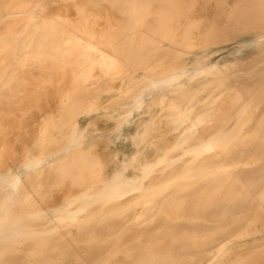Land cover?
Wrapping results in <instances>:
<instances>
[{
    "label": "bare ground",
    "instance_id": "1",
    "mask_svg": "<svg viewBox=\"0 0 264 264\" xmlns=\"http://www.w3.org/2000/svg\"><path fill=\"white\" fill-rule=\"evenodd\" d=\"M14 24L22 26L9 30ZM218 30L227 37L204 45ZM6 55L0 64L1 71L6 68L0 79V116L8 114L6 124L0 123V264H93L100 248L89 247L90 236L113 229L119 212L91 219H84V213L91 217L95 209L111 210L110 202L127 194L122 183L136 180L124 178L133 169H121L122 162L148 164L138 158L146 157L151 147V155H179L188 143L206 159H223L212 160L207 169H200L202 164L182 169L183 160L173 168L167 163L151 167L152 182L191 185L154 192L142 188L136 195L157 199L170 190L181 193L187 199L183 205L204 217L190 218L188 224L177 217L181 223L166 225L140 216L134 225L126 222L131 233L124 235L123 225L120 235L161 238L174 247L154 251L164 253L162 257L141 250L139 258H113V252L112 259L106 258L142 264H264V0H0V60ZM214 79L223 83L214 87L222 91L208 97L204 90ZM152 98L157 106H150ZM230 99H246L250 105L233 120L237 126L226 132L224 113L238 109L224 104ZM186 100L184 108L169 106ZM28 110H35L36 116L16 120ZM140 117L147 120L140 122ZM151 117L158 120H148ZM58 118L66 122L64 128L60 124V138ZM154 126L169 133L164 129L168 127L175 135L172 146L163 148L165 140L160 147L149 142L159 138L149 134ZM74 161L89 173L80 180L98 184L96 196L103 202L95 207L72 200L76 208H60L76 193ZM171 171L175 175L166 180ZM247 179L254 180L251 186ZM161 204L167 202H145L148 209ZM60 213L81 214L68 219ZM140 230L147 234L132 232ZM196 231L198 237L205 236L200 238L204 243L197 242ZM184 254L196 256L184 263Z\"/></svg>",
    "mask_w": 264,
    "mask_h": 264
},
{
    "label": "rangeland",
    "instance_id": "2",
    "mask_svg": "<svg viewBox=\"0 0 264 264\" xmlns=\"http://www.w3.org/2000/svg\"><path fill=\"white\" fill-rule=\"evenodd\" d=\"M13 26H14V28H15V30H16V28H17V26L20 28V26H22V25H17V24H14V25H12L11 27H9V30H11L12 28H13ZM11 28V29H10ZM13 28V29H14ZM244 29V28H243ZM245 29H247V28H245ZM244 29V30H245ZM220 30H218L217 31V34L215 35V37L214 38H212V37H210V39H209V37H208V42L207 43H204V45H210V44H215V43H217V41L220 39L221 40V37H223V36H226L227 37V33L226 32H220ZM215 33H216V30H215ZM226 34V35H225ZM218 36V37H217ZM221 36V37H220ZM225 37V38H226ZM219 38V39H218ZM225 38H223V39H225ZM214 39V41H212ZM12 40H13V42H15L16 43V39H15V37H13L12 38ZM219 40V41H220ZM211 42V43H210ZM6 57H8L7 55L6 56H3V59H1L0 60V64L1 63H4V62H6ZM135 58H136V56H134ZM135 58H133L132 60L134 61L135 60ZM5 59V60H4ZM5 68V67H4ZM6 68H5V70L4 69H2V71L0 70V79H3V77H5V75H6ZM243 72H244V69H243ZM242 72V73H243ZM246 72H244L243 74H245ZM246 75H247V73H246ZM214 83L213 84H211V86H208V87H204L205 88V92H206V96H211V95H216L215 93L217 92V95H220V93L219 92H221L220 91V89L218 90L217 88H214V87H218L219 88V86H221V84H223V83H221V82H218V79H214V80H212ZM216 81V82H215ZM264 81H262V83H263ZM214 85V86H213ZM213 86V87H212ZM211 87L214 89H211ZM221 88V87H220ZM217 89V90H216ZM207 90H209V92L207 91ZM226 90H229V89H226ZM219 93V94H218ZM250 97V93H249V96L247 97V98H249ZM240 98L242 99V96L240 95ZM241 99H238L237 101L239 102V103H237V101L235 100L234 101V103H233V100L232 99H230L228 102L227 101H225L226 103H224V104H227V105H236V107L238 108V109H231V112H225L224 113V116L225 117H222L223 118V120H226V121H224L223 123V126L222 127H226V129H225V131L226 132H228L229 130H231V129H234L236 126H237V122L236 121H233V120H236L237 119V117H239L240 116V114H242V113H244L245 112V110L248 108V106L250 105V101L249 100H247V101H241ZM231 100H232V102H231ZM240 100V101H239ZM156 100L154 99V98H152L151 99V101H150V106H157V102H155ZM215 101H213L212 103H210V104H213ZM218 103V102H217ZM160 105L162 104V103H159ZM174 106H173V105ZM185 104V105H184ZM187 104H189V102L186 100V101H177V102H175V101H173L172 103H170L169 104V106L171 107V106H173L174 108H176V109H181V108H184V107H186L187 106ZM184 107H183V106ZM235 105L233 106V108H236L235 107ZM241 105V106H240ZM178 107V108H177ZM43 109V108H42ZM41 109V110H42ZM44 109H47V108H44ZM43 109V110H44ZM187 109V108H186ZM40 110V111H41ZM35 110H28L27 112L26 111H22V113H20L21 115H17V117H19V119L17 118L16 120H20V118L21 119H23V117H25L24 115L26 114V117H32V114H35V116H36V112H34ZM44 111H46V110H44ZM227 113V114H226ZM229 113V114H228ZM15 114H16V112H15ZM23 114V115H22ZM235 114H236V116H235ZM30 115V116H29ZM231 115V116H230ZM235 116V117H234ZM2 117H4V118H2ZM7 117V118H6ZM228 117V118H227ZM0 123H5L6 124V122L8 121V114L7 113H4V114H1V116H0ZM57 118V117H56ZM222 118H221V122H222ZM226 118V119H225ZM140 119H141V121H143V120H147V119H144V118H139V121H140ZM158 120V118H148V120H151V121H153V120ZM58 120L60 121V122H58ZM58 120H56L57 122H58V125H60L61 124V122L63 123V124H61L62 125V127L64 128L65 126H64V122H63V120H60L59 118H58ZM6 121V122H5ZM137 121H138V118H137ZM140 121V122H141ZM232 121H233V123H232ZM66 123V122H65ZM8 124H9V122H8ZM229 124H231V125H229ZM61 125L59 126L60 128H58L59 129V135H58V138H60V136L62 137V131H63V128L61 127ZM227 125H229V126H227ZM32 126V128L34 127V125H31ZM31 126H29V128H31ZM151 126V125H150ZM229 127V128H228ZM28 128V127H27ZM31 128V129H32ZM62 128V130L60 131V129ZM157 132V133H155V131ZM164 129H166L167 131H169V133L168 132H165V131H158L157 130V127L156 126H154V127H152V130L150 131L151 133H149L150 135H152L153 136V134H154V137H156V138H158V139H156V142L153 140V141H149V142H152V144L153 143H156L157 145H159V147H160V144H162L163 142L162 141H164L165 140V144L163 143L161 146L164 148H168L173 142V140H174V138L173 137H175V135L173 134V133H171V131L168 129V127L166 126V127H164ZM171 133V134H170ZM169 134V135H168ZM173 134V135H172ZM156 135V136H155ZM159 135V136H158ZM164 135V136H163ZM168 135V136H167ZM162 136V137H161ZM165 136H167V138L166 139H164V137ZM230 136V135H229ZM161 137V138H160ZM169 137V138H168ZM173 138V139H172ZM159 140V141H158ZM167 140H169V141H167ZM171 141V142H170ZM159 142H162V143H159ZM168 144H167V143ZM145 143V142H144ZM146 143H148V142H146ZM164 145H166V146H168V147H166V146H164ZM172 146V145H171ZM161 147V148H162ZM194 147H192V145L191 144H189L188 143V147L184 150V151H182V153L181 152H179V155H178V152H174L175 153V155H174V153H172V154H170V152H168V153H165V152H161V153H156V155L153 153L152 155L149 153V151H151V149H152V147L150 148V150H148L146 153H144L145 155H146V157L148 158H146L144 155H142V157L143 158H141V155H139V157H140V159L138 158V160L139 161H142V159H144V160H148V164L146 163V164H140V165H129V166H127L126 165V163L124 162H122V164H121V166H122V168L121 169H126L127 171H130L131 169H133L131 172H130V175H129V173H124V178L126 179H128V178H131V179H133V178H135V180L136 181H134L133 183H127L128 185H126L125 186V183H122V186H124L125 188H124V191L127 193L124 197H121V198H119V199H117V200H113V201H111L110 202V209L112 210H109L108 209V211H103V209L102 208H99V209H95L94 211H91V217H90V213L88 214V212H86V213H84V215H85V217H84V219H91V218H98V217H108L107 216V214H109V217H112L111 215L113 214V216H116L115 214H117L118 212H119V214L116 216V217H113V218H117L118 217V223L117 222H115V224H114V222L112 223V224H114V228L113 229H110L111 227H109V229H104V230H99V231H95V232H93V235L92 236H90L91 237V241L93 242V241H95V242H90L91 244H89V247L90 248H93V249H95V248H100L99 250V254L100 255H104L105 254V256H102V259H101V256L97 253L96 255H98V256H93V261L95 262H93V264H96L97 262H99L100 264H102V263H104V264H106V262L110 259V256H111V259H112V256H113V253H114V257L113 258H115V257H128V258H139L140 256H141V254L139 255V253H140V251L141 250H148V251H150L151 252V255L153 254V256L154 257H162V256H164V253H155L154 254V251L156 252V251H167V250H170V249H172L174 246L173 245H167V243H165L161 238H148L147 236L146 237H137V238H133V239H129V238H127L126 239V237L125 236H123V235H120L121 233V231H122V229H124V226L123 225H125V229L123 230V231H125L124 232V235L126 234V233H128V232H130L129 230H127L126 231V229L128 228V223H132V225H134V224H136V222L138 223V221H140L139 219H142L144 216V218L143 219H149L150 218V216H151V220H155L156 222H157V224H159V223H161V224H166V225H171V224H173V222H174V224H176V223H178L179 221V219L181 220V222L182 223H184V224H188V223H191L194 219H196V217L197 218H203L204 216H203V213L202 212H198L197 211V214L196 213H192L190 210L192 209L191 207H185L186 205L184 204L183 205V203H185L184 201L185 200H187L186 199V197H185V195L184 194H179V193H176V192H172L171 190L169 191V192H171V194H173V195H175V197H173V195H169L170 193L169 192H167V193H164L163 195H161V196H157V199L156 198H146V197H144V196H137L138 195V193H140V192H142V188H144V190L143 191H146V192H151V191H159V190H161V188H167V187H177L178 186V188H183V187H189V185H191V184H189V183H187V184H185V183H183L182 182V184H181V182H179V183H171V182H166V181H160V182H157V181H151V180H149V179H152L153 178V176H154V174H153V172L151 171V167L152 168H154V166H155V169H157L158 167L160 168H162V166L165 164V163H167V164H169L172 168L173 167H175L176 166V164H179V162H180V164H182L183 162L185 163V164H183V166H179V167H183L182 169H186V168H190V166H192L193 168L194 167H200L201 166V164H202V167H200V169H207V168H211L212 167V165H214L213 163H215L214 161H216V160H221V159H223V157H216L215 158V156H213V157H210V158H207L208 160L210 159V162L208 163L207 162V159H206V157H203L204 155L203 154H201V153H203V152H201L200 150H195V149H193ZM177 153V154H176ZM148 154V155H147ZM170 154V155H169ZM194 154H200V155H198V156H196V157H192ZM149 155H151V157L149 156ZM191 156V157H190ZM138 157V156H137ZM171 157V158H170ZM188 157H190V158H188ZM168 158V159H167ZM186 158V159H185ZM205 158V159H204ZM221 158V159H220ZM225 158V157H224ZM187 159H189L188 161H187ZM204 159V160H203ZM182 160H183V162H182ZM212 160H213V163H212ZM196 161V162H195ZM79 162V161H78ZM205 164H204V163ZM208 164H207V163ZM195 163V164H194ZM198 163V164H197ZM200 163V164H199ZM207 164V165H206ZM75 165V166H74ZM174 165V166H173ZM198 165V166H197ZM72 166H74V170H72L73 172H75V173H73V175L72 176H76V175H74V174H77V176L74 178V180H76L77 181V183H76V186L75 187H77L76 188V190H74L76 193H74L75 195H73V196H71V198L68 200V203H65V204H62V205H60V208L61 209H65V210H70V209H73V207H77L75 204H70L71 202H72V200H74V201H76V202H82V201H84V202H88V203H92V204H89V205H87V207H89V206H93V207H95L96 206V204L97 203H101V202H103L101 199H99L97 196H96V194H97V191H98V184H95V183H93L92 181H83V180H80V179H82V178H84V177H87L88 175H89V173L86 171V173H85V171L84 170H82L81 171V169L82 168H80V167H76V164H75V161L73 162V164H72ZM97 166H99V165H97ZM209 166H211V167H209ZM77 170V171H76ZM78 170H79V172H78ZM79 174H80V176H79ZM82 174V175H81ZM153 174V175H152ZM149 175H152V176H150L149 177ZM165 176L163 177L164 178V180H165V178H166V176H167V174H164ZM171 175V178L175 175L174 174V171H171L170 173H169V175L167 176V179L166 180H168V178H169V176ZM81 177V178H80ZM145 179V180H144ZM144 180V181H143ZM148 180V181H147ZM221 180V179H220ZM220 180H218V181H215V182H220ZM247 180H248V182H250V183H248L247 182ZM247 180H245V183H247V185L249 186H251V181L253 180H251L250 181V179H247ZM75 181V182H76ZM79 181H81L80 183H79ZM146 181H147V183H146ZM254 181V180H253ZM83 182V183H82ZM152 182V183H151ZM144 183H146V184H144ZM255 183V182H254ZM88 185V186H86V185ZM148 184H150V185H148ZM152 184H154V185H152ZM156 184V185H155ZM181 184V185H180ZM197 183H192V185H196ZM253 184V183H252ZM144 185H146V186H144ZM177 185V186H176ZM183 185V186H182ZM74 187V188H75ZM82 188V189H81ZM148 189V190H147ZM78 191V192H77ZM86 191H89L88 192V196H85L84 195V193L86 192ZM166 191H168V190H166ZM136 193H137V195H136ZM169 193V194H168ZM175 193V194H174ZM133 195H135L134 197H133ZM178 195V196H177ZM181 195H182V202H181ZM171 196V197H170ZM212 196V195H211ZM210 196V197H211ZM87 197V198H86ZM129 197H133L132 198V200H131V198H129ZM160 197V198H159ZM178 197H179V199H178ZM185 197V198H184ZM209 196H207L205 199H207ZM125 198H127V199H129V201L128 200H126ZM136 198V199H135ZM162 198V199H161ZM203 199H204V197H202ZM122 199H123V201L126 203H124L123 201H122ZM126 201H125V200ZM135 199V200H134ZM158 200V201H165V202H167V206L164 204H161V205H158V206H156L157 208H149L148 209V205H146L145 206V202H148V201H154V200ZM168 200H169V202H168ZM176 200V201H175ZM116 201V202H115ZM120 201V202H119ZM122 201V202H121ZM175 202H177V204L179 205V207H178V205L175 203ZM94 203V204H93ZM111 203L114 205V206H111ZM117 203V204H116ZM119 203V204H118ZM121 203H124V204H121ZM135 203H136V205H135ZM139 205H138V204ZM141 203H143V205H141ZM171 203V204H170ZM115 204L117 205V207H118V209H117V207L115 206ZM180 204H181V206H180ZM120 205H121V207H120ZM124 207H123V206ZM135 206V208H134V206ZM138 205V208H136V206ZM140 205H141V208L142 209H140ZM177 205V206H176ZM172 206L174 207V208H172ZM175 206H176V208L178 209V210H182V212H180L179 213V211L175 208ZM114 207H116V208H114ZM123 207V208H122ZM133 209H132V208ZM147 207V208H146ZM169 207V208H168ZM181 207H182V209H181ZM113 208V209H112ZM127 208H130V210L129 211H127ZM145 208H146V211H147V213L145 212ZM185 208H187V209H185ZM125 210L124 212H123V214H122V211L121 210ZM137 209V210H136ZM171 209H173L172 211H174L173 213H171L172 211H170L169 212V210H171ZM117 210V211H116ZM121 212H120V211ZM142 210V211H141ZM153 210H155V211H153ZM160 210V211H159ZM178 211V212H176V211ZM183 210H186V213H185V211H183ZM100 211V212H99ZM102 211H103V213H102ZM131 211V212H130ZM140 211V212H139ZM143 211L145 212V213H143ZM188 211V212H187ZM107 212V213H106ZM114 212H116V213H114ZM127 212V213H126ZM135 212H137V213H143V214H136L135 215ZM155 212V213H154ZM161 212V213H160ZM164 212V213H163ZM168 212V213H167ZM96 213H98V215L96 214ZM129 213H131V215L129 214ZM151 213V214H150ZM170 213V214H169ZM176 214V216H175V214ZM185 213V214H184ZM37 214V213H36ZM36 214H32L31 216L33 217H36ZM81 213H60L58 216L59 217H61V218H68V219H74V218H77V217H80L79 215H80ZM87 214H88V216H87ZM102 214V215H101ZM150 214V215H149ZM156 214V215H155ZM187 214V215H186ZM191 214H193V215H191ZM83 215V216H84ZM94 215V216H93ZM104 215V216H103ZM106 215V216H105ZM121 215V216H120ZM165 215V216H164ZM173 215H174V217H173ZM128 216V217H127ZM142 218H141V217ZM154 216H156V217H154ZM169 218H168V217ZM181 216V217H180ZM189 218H188V217ZM191 216V217H190ZM87 217V218H86ZM135 217V218H134ZM167 217V219L165 220V218ZM171 217V218H170ZM177 217L179 218L178 220H177ZM187 217V218H186ZM193 217V218H192ZM131 218H132V220L134 219V221H131ZM186 218V220H184V219ZM191 218V222H190V219ZM130 219V220H129ZM137 219V220H136ZM160 219V220H159ZM188 219V220H187ZM129 220V221H128ZM170 220H171V222H170ZM184 220V221H183ZM125 221V222H124ZM176 221H178V222H176ZM188 221V222H187ZM67 222H72L71 220H67ZM121 222V223H120ZM126 222H128V223H126ZM181 222H179V223H181ZM187 222V223H186ZM81 223V222H80ZM123 223H125V224H123ZM134 223V224H133ZM78 224H79V222H78ZM131 225V224H130ZM129 225V226H130ZM41 231H43V232H45V233H58V231H47V229H43V230H41ZM115 231V232H114ZM123 231H122V234H123ZM118 232V233H117ZM133 233H135V234H147V231L145 232V231H143V230H140V231H132ZM164 232H166V233H168L169 234V232L170 233H177V232H181V233H187V234H189L190 233V231H188V230H183V231H177L176 232V230H166V231H164ZM196 232H198V231H196ZM108 233H109V235H111V233H112V235L111 236H109L108 235ZM131 233V232H130ZM132 233V234H133ZM199 233L200 232H198V234H197V237L196 238H198L197 239V242H200L201 244L202 243H204L203 242V240L204 239H206V238H204L203 236H199L198 237V235H199ZM204 233V232H203ZM115 234V235H114ZM201 234V233H200ZM117 235V237H115ZM119 235H120V239L118 238L119 237ZM94 236V237H93ZM114 236V237H113ZM113 237V238H112ZM201 237H203L204 239L202 240V239H200ZM96 238V239H95ZM109 238H110V240H109ZM119 240H118V239ZM94 239V240H93ZM122 239V240H121ZM129 239V240H128ZM141 239V240H140ZM108 240V241H107ZM114 240H116V241H114ZM124 240H125V242H127L128 241V243H126L125 244V242H124ZM133 240L135 241V243L136 244H133L134 242H133ZM199 240V241H198ZM104 241V242H103ZM130 241V242H129ZM124 242V243H123ZM133 242V243H132ZM141 242V243H140ZM155 242V243H154ZM163 242V243H162ZM131 243V244H130ZM148 243V244H147ZM154 244V246H151V245H153ZM115 246H114V245ZM151 244V245H150ZM155 244H156V246H155ZM91 245V246H90ZM120 245H122V247H120ZM124 245H126L125 247H124ZM127 245H128V247H127ZM131 245V246H130ZM109 246H111V247H109ZM130 246V247H129ZM205 246V245H204ZM67 246H63V248H66ZM89 247H87V248H89ZM95 247V248H94ZM124 247V248H123ZM139 247V248H138ZM170 247H172V248H170ZM115 249V251H113ZM116 249H120L119 251L118 250H116ZM122 249V250H121ZM130 249V250H129ZM86 250V249H85ZM130 251V252H128V251ZM137 250V251H136ZM104 253H103V252ZM127 251V252H126ZM102 252V253H101ZM113 252V253H112ZM118 252V253H117ZM123 252V253H122ZM82 253H84V252H82ZM126 254V256H124L125 254ZM110 254V255H109ZM118 254V255H117ZM120 254V255H119ZM128 254V255H127ZM84 255V254H83ZM123 255V256H122ZM194 255V256H193ZM100 256V257H99ZM108 256V258L109 259H107L106 257ZM188 254H184V255H182V257H184V258H187V260L188 259H190L191 260V258H194L196 255L195 254H191V255H189L188 257ZM193 256V257H192ZM104 257H105V260H104ZM197 257H198V255H197ZM101 259L100 261H97L98 259ZM96 260V261H95ZM190 260H188V261H184V263H186V262H190ZM88 261V260H87ZM86 260H82L81 261V263H77V264H89L88 262H90V261H88L87 262ZM104 261H106V262H104ZM92 262V261H91ZM90 262V264H92ZM193 261L191 260V263H187V264H196L195 262H193ZM99 263H97V264H99ZM142 264V263H140V262H122V263H119V262H110V261H108L107 262V264ZM183 263V262H182ZM181 263V264H182ZM143 264H151V262L150 263H143ZM152 264H170V263H162V262H159V263H156V262H153ZM172 264V263H171ZM174 264V263H173ZM175 264H177V263H175ZM178 264H179V262H178Z\"/></svg>",
    "mask_w": 264,
    "mask_h": 264
}]
</instances>
